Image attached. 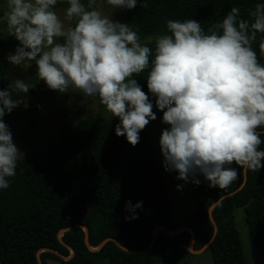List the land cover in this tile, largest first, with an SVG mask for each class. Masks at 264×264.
Wrapping results in <instances>:
<instances>
[{
	"label": "clouds",
	"instance_id": "9594fccd",
	"mask_svg": "<svg viewBox=\"0 0 264 264\" xmlns=\"http://www.w3.org/2000/svg\"><path fill=\"white\" fill-rule=\"evenodd\" d=\"M58 2L67 5L62 16L55 10ZM101 2L111 7L110 14ZM136 5L137 0H0V37L18 41L6 60L16 68L34 64L38 80L51 90L78 89L97 98L118 118L115 134L132 146L156 119L154 98L168 125L158 140L163 167L175 171L177 179L198 185L200 175L209 187L225 189L237 178L233 164L259 172L264 167L258 131L264 129V64L252 44L264 34V2L256 3L248 18L231 7L207 29L194 19H169L167 34L156 37L154 49L141 43L129 24L112 17L114 10ZM259 52L264 56V38ZM146 69L147 94L135 79ZM31 87L16 78L0 90V190L9 187L8 178L24 159L3 117L20 104L13 91L27 93ZM141 207L140 201L125 202L129 212Z\"/></svg>",
	"mask_w": 264,
	"mask_h": 264
},
{
	"label": "trees",
	"instance_id": "16d2710c",
	"mask_svg": "<svg viewBox=\"0 0 264 264\" xmlns=\"http://www.w3.org/2000/svg\"><path fill=\"white\" fill-rule=\"evenodd\" d=\"M258 2L264 0H137L135 8L122 11L126 23L143 38L167 34L169 19H194L207 29L220 22L231 7H239L241 17L248 18ZM55 7L67 5L58 2ZM261 38L264 34L258 33L252 48L258 62L264 64L259 52ZM14 44L18 41L0 37V90L10 83L5 55ZM147 46L154 49L155 40ZM147 71L135 77L146 94ZM28 83L33 87L27 93L13 91L14 100L34 96L40 100L45 86L37 81ZM98 105L102 117L64 123L40 159L18 161L16 175L10 178L17 179L19 187L9 186L0 192V264H40L39 260L42 264H176L191 254L192 238L195 251L207 244L204 251L210 253L213 264H247L234 222L236 210L244 214L255 252L264 256V167L252 172L233 164L237 178L225 189L209 187L208 181L197 175L198 185L190 180L197 210L176 223L148 126L132 146L123 135L115 134L118 118ZM19 118L16 110L3 117L10 132ZM258 131L259 148L264 150V129ZM244 175L245 182L238 189ZM126 201L133 205L140 201L142 207L129 212ZM133 215L135 219L125 218ZM183 226L190 230L177 234L165 230ZM156 228L152 246L141 252L151 244ZM45 248L49 250L43 251Z\"/></svg>",
	"mask_w": 264,
	"mask_h": 264
},
{
	"label": "rangeland",
	"instance_id": "374dc122",
	"mask_svg": "<svg viewBox=\"0 0 264 264\" xmlns=\"http://www.w3.org/2000/svg\"><path fill=\"white\" fill-rule=\"evenodd\" d=\"M99 7L105 14L112 12L111 7L102 2L99 4ZM64 8L55 7V10L58 15L62 16ZM0 13H2V9H0ZM112 17L122 23H126L123 18L122 9L114 10ZM3 27V24H0V30ZM158 36L160 35H148L143 38L138 37L141 43L147 45V43L154 41ZM4 38L14 40L12 36L7 35ZM16 46V44L10 46L5 55V59L7 54L12 52ZM6 62L10 81L19 78L25 80L26 83L29 80L37 81L45 86V93L40 95V100H38V96L19 100L20 104L13 109L20 114V118L12 126V140L22 150L24 158L40 159L45 153L48 143L59 136V131L64 123L74 124L79 119L88 118L93 120L104 115V112L99 108L97 98L85 96L78 89H70L67 93H59L51 90L45 85L43 80H38L35 75L36 69L34 64L30 68H16L11 66L7 60ZM152 110L156 113V119L149 121L147 126L165 185L166 195L170 203L173 220L176 223H180L187 217L192 216L197 210L196 199L193 195L190 180L185 182L177 179V173L175 171H165L163 167V156L160 152L158 140L161 130L167 128L168 125L161 121L162 111L157 110L155 105H153ZM8 180L9 186L12 189L19 187L17 179L8 178ZM177 185L180 187L177 188ZM234 222L240 233L242 247L247 257V264H264V256H258L250 243L242 210H236L234 212ZM48 264L58 263L49 261ZM176 264H213V261L209 252L198 250L191 252L190 255H187L183 259H179Z\"/></svg>",
	"mask_w": 264,
	"mask_h": 264
},
{
	"label": "water",
	"instance_id": "95a60500",
	"mask_svg": "<svg viewBox=\"0 0 264 264\" xmlns=\"http://www.w3.org/2000/svg\"><path fill=\"white\" fill-rule=\"evenodd\" d=\"M245 179H246V175H244V180H243V183L241 184V186L238 188V189H240L242 186H243V184H244V182H245ZM228 194H226V195H223L222 197H220L217 201H215L214 202V204L212 205V207L215 205V204H217L223 197H225V196H227ZM211 207V208H212ZM211 208H210V210H211ZM74 227V226H73ZM73 227H71V228H73ZM76 227V226H75ZM159 228V227H158ZM158 228H156L155 230H154V233H153V238H152V241H151V244L149 245V247L147 248V249H145V250H142L141 252H144V251H146V250H148L151 246H152V244H153V242H154V239H155V234H156V232L158 231ZM165 228V227H164ZM84 229V231H85V240H86V242H87V230L85 229V227L83 228ZM184 229H187V230H190L189 229V227H186V226H183V227H181V228H179L178 230H170V229H168V228H165V230L166 231H168L170 234H177L178 232H180V231H182V230H184ZM215 231H216V227H215ZM215 231H214V233H215ZM191 233L193 234V232L191 231ZM108 239H105V240H103L101 243H100V245L96 248V249H99L106 241H107ZM193 242H194V238H192L191 239V242H190V251L191 252H193V251H195L194 249H193ZM209 243V242H208ZM206 246H207V244L205 245V246H203L200 250H204L205 248H206ZM46 250H49V249H43V251H46ZM72 253H73V251H71V255H72ZM65 258V257H64ZM39 263L40 264H42V262L39 260Z\"/></svg>",
	"mask_w": 264,
	"mask_h": 264
}]
</instances>
